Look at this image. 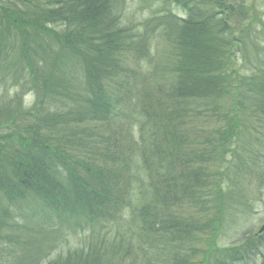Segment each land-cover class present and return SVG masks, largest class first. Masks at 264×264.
I'll use <instances>...</instances> for the list:
<instances>
[{
	"label": "trees",
	"instance_id": "obj_1",
	"mask_svg": "<svg viewBox=\"0 0 264 264\" xmlns=\"http://www.w3.org/2000/svg\"><path fill=\"white\" fill-rule=\"evenodd\" d=\"M259 11L247 0H0V264L11 257L17 264H42L77 228L88 229L90 237L45 264H117L121 240L95 235L105 218L117 225L131 207L128 223L139 239L163 224L162 213L133 199L137 179L140 198L165 199L172 192L169 184L143 191L140 169L155 154L134 153L121 193L109 177L117 170L104 160V141L91 135L96 125L116 119L127 59L149 54L153 40L170 47L171 99L222 106L211 105L212 117L224 125L204 145V153H217L209 168L217 174L215 165L234 152L248 127L264 125ZM238 57L249 74L238 73ZM240 173V166L231 175L228 169L225 185L217 188L214 174L209 185L211 204L224 207V215L248 206ZM202 175L195 171L193 184L182 186L183 199H193ZM130 192L132 199L124 198ZM255 235L206 251L200 260L176 258L175 264H255L254 248L262 247L264 233ZM131 243L142 247L139 240ZM259 261L264 264V257Z\"/></svg>",
	"mask_w": 264,
	"mask_h": 264
},
{
	"label": "rangeland",
	"instance_id": "obj_2",
	"mask_svg": "<svg viewBox=\"0 0 264 264\" xmlns=\"http://www.w3.org/2000/svg\"><path fill=\"white\" fill-rule=\"evenodd\" d=\"M247 3L260 10L258 17L264 23L262 0H247ZM150 49L149 54L128 57L129 77L117 105L118 115L108 124L96 125V129H93L96 134L91 133L92 138H101L104 141L103 152L108 151V157L104 160L111 170H117L109 177L117 182L121 193L128 186L127 167L134 153H141V156L150 152L155 154L151 161L140 169L144 192L149 193V184L155 187L169 184L172 189L169 195L165 194V199L153 200V197L147 194L140 198L141 193L136 187L142 184L141 181L137 179L133 184V199L136 197L143 200L155 213L160 212L163 215L159 219L163 224L149 228L155 230L151 231L154 235L139 239L132 233L135 227L128 223L131 207L127 208L125 219H119L117 225L112 219L105 218L104 227L96 228V236L97 232H100L99 235L107 238L109 242L114 239L121 240L123 250L117 264H175V259L180 257H187L192 261H195V258L200 260L204 257L202 253L206 251L227 247L240 239L264 233L263 231L258 234V229L264 223V125H250L247 132L233 143L234 152L229 151L221 163L215 165L219 166V172L214 173V181L212 168L210 171L209 168L216 160L217 153H204V145L206 136L224 125L211 115V105L219 103L196 100L176 102L171 99L169 91L173 79L168 73L170 47L160 40H153ZM237 67L240 68V75L250 73L249 67L245 66L239 57ZM181 144L183 146L180 150ZM193 154L195 158L190 160ZM184 158H187V161ZM104 160L101 163L107 168ZM237 166L241 169L237 179L243 178L239 186L245 187L243 192L246 194L248 206L239 207L234 212L231 209L226 210L224 215V207L212 206V190L209 185L214 181L217 183L216 188L218 185L224 186V173L230 169L231 175ZM198 170L203 171V177L200 185L195 186L197 193L193 199H183L182 186L193 184L191 176ZM208 171L210 177L207 182L204 176ZM124 198L132 199L131 192ZM165 206L172 216L165 212ZM174 217L177 218V224L174 223ZM143 234L145 235H140ZM67 235V239L52 249L42 264L59 254L66 256L70 250L78 249L83 241L90 237V231L77 228L75 233L68 230ZM131 238L134 242L139 240L142 247L133 246ZM261 242L263 245L259 250L254 248L258 252V257H253L255 264H262L259 258L264 257V239ZM251 262L248 260L246 263ZM6 263L17 264L14 257L9 258ZM200 263H204V260ZM21 264L34 262L23 260Z\"/></svg>",
	"mask_w": 264,
	"mask_h": 264
},
{
	"label": "water",
	"instance_id": "obj_3",
	"mask_svg": "<svg viewBox=\"0 0 264 264\" xmlns=\"http://www.w3.org/2000/svg\"><path fill=\"white\" fill-rule=\"evenodd\" d=\"M264 231V223L262 226L258 229V234H261Z\"/></svg>",
	"mask_w": 264,
	"mask_h": 264
}]
</instances>
